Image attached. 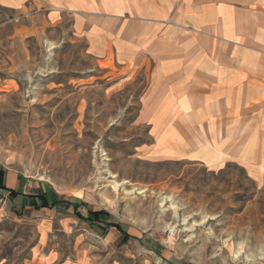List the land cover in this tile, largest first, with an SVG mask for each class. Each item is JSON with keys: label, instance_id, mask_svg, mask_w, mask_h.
Instances as JSON below:
<instances>
[{"label": "rangeland", "instance_id": "obj_1", "mask_svg": "<svg viewBox=\"0 0 264 264\" xmlns=\"http://www.w3.org/2000/svg\"><path fill=\"white\" fill-rule=\"evenodd\" d=\"M127 76L86 52L70 14L0 8V162L108 214L93 225L0 194V260L264 264V176L139 154L150 140L135 123L145 76ZM106 220L134 237L104 235Z\"/></svg>", "mask_w": 264, "mask_h": 264}, {"label": "crops", "instance_id": "obj_2", "mask_svg": "<svg viewBox=\"0 0 264 264\" xmlns=\"http://www.w3.org/2000/svg\"><path fill=\"white\" fill-rule=\"evenodd\" d=\"M0 8L70 14L74 35L96 61L128 78L143 72L135 123L150 140L139 147L142 156L207 169L236 163L252 178L264 176V0H0ZM0 194L21 210L63 205L75 218V206L85 218L98 210L1 162ZM112 229L122 238L114 227L102 231ZM44 259L85 264L53 251Z\"/></svg>", "mask_w": 264, "mask_h": 264}, {"label": "trees", "instance_id": "obj_3", "mask_svg": "<svg viewBox=\"0 0 264 264\" xmlns=\"http://www.w3.org/2000/svg\"><path fill=\"white\" fill-rule=\"evenodd\" d=\"M41 205H47V202L43 199V197H41ZM65 202V201H64ZM65 204H69L68 202H65ZM75 216L81 220H86L88 221L90 224H94L95 222H100V219L103 215H105V211L102 210V209H98V210H92L90 211V217L88 218H85L82 213H80L78 210H77V207L75 206ZM108 227H114L116 230H118L121 235H122V238H121V241H124L126 239H129L131 236L127 233L126 231V228L124 225L120 224V223H111V222H107V223H104L103 225V230H106V228Z\"/></svg>", "mask_w": 264, "mask_h": 264}]
</instances>
